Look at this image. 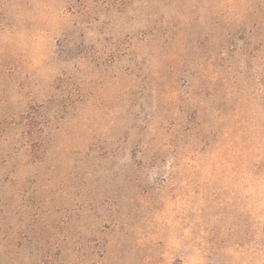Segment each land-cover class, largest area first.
Returning <instances> with one entry per match:
<instances>
[{"label":"rangeland","instance_id":"rangeland-1","mask_svg":"<svg viewBox=\"0 0 264 264\" xmlns=\"http://www.w3.org/2000/svg\"><path fill=\"white\" fill-rule=\"evenodd\" d=\"M0 264H264V0H0Z\"/></svg>","mask_w":264,"mask_h":264}]
</instances>
